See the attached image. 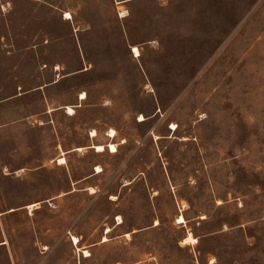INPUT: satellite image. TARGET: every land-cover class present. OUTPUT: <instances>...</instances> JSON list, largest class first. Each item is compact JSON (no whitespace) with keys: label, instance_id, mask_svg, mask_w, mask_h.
<instances>
[{"label":"rangeland","instance_id":"obj_1","mask_svg":"<svg viewBox=\"0 0 264 264\" xmlns=\"http://www.w3.org/2000/svg\"><path fill=\"white\" fill-rule=\"evenodd\" d=\"M124 1L0 0V264H264V0Z\"/></svg>","mask_w":264,"mask_h":264},{"label":"bare ground","instance_id":"obj_2","mask_svg":"<svg viewBox=\"0 0 264 264\" xmlns=\"http://www.w3.org/2000/svg\"><path fill=\"white\" fill-rule=\"evenodd\" d=\"M65 19L66 20H71L72 19V15L70 13H66ZM132 49H133L132 52L135 54V56L136 57H139L140 56V52H139L138 47H133ZM86 97H87L86 94L85 93H82L80 99L84 100V99H86ZM66 113L68 115L72 116V115H74L75 110H74L73 107H68ZM143 120H145V118L144 117H141L140 118V121H143ZM170 129L175 132L177 130V127H176L175 124H173ZM95 136H96V133H92V137H95ZM109 137L115 138L116 137V132L114 130H111L110 131V134H109ZM155 139L158 140V139H160V137L155 136ZM107 147H108V149L110 150L111 153H117V151H118L117 150V145H115L114 143L108 144ZM94 149L96 150L97 153H104L106 151L105 146H103V145L94 146ZM77 150L78 151H82L83 148H77ZM59 164L60 165L66 164L65 158H60L59 159ZM101 172H102V169L100 167H97L96 174L99 175ZM37 205L38 204H33V205L28 206V209L30 210L31 213L37 208ZM118 220H119V223L118 224H122V220H120V218H118ZM177 222H178V224H184L186 222V220H185L184 216H179L178 219H177ZM111 231L112 230L108 229L107 230V233H110ZM72 240H73L75 246H77V249L80 250V248H79V244H80L79 238L73 237ZM105 241H108L106 237L104 238V242ZM190 242L191 243H196V239L195 238L188 237V238H186L184 240V243H190ZM44 249L46 250L47 248L45 247ZM83 254H84L85 257H88V256L90 257V253L88 251H84Z\"/></svg>","mask_w":264,"mask_h":264},{"label":"crops","instance_id":"obj_3","mask_svg":"<svg viewBox=\"0 0 264 264\" xmlns=\"http://www.w3.org/2000/svg\"><path fill=\"white\" fill-rule=\"evenodd\" d=\"M130 1L132 2V1H135V0H125L124 2H130ZM36 204H37V203H36ZM31 205H33V204H31ZM29 206H30V205H29ZM36 209H37V208H36ZM36 209H35V210H36ZM5 243H6V242H2V243H0V245H3V244H5ZM46 248H47V247H46Z\"/></svg>","mask_w":264,"mask_h":264}]
</instances>
